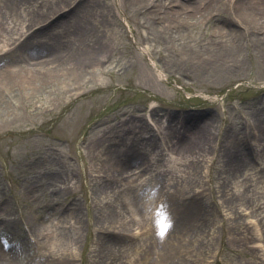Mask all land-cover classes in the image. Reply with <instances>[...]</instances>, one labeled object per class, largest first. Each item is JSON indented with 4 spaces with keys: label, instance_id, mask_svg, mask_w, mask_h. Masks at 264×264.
Segmentation results:
<instances>
[{
    "label": "rangeland",
    "instance_id": "374dc122",
    "mask_svg": "<svg viewBox=\"0 0 264 264\" xmlns=\"http://www.w3.org/2000/svg\"><path fill=\"white\" fill-rule=\"evenodd\" d=\"M30 1V9L41 8L39 0ZM95 3L108 12L114 29L112 51L107 53L110 58L102 63L99 79L84 86L79 98L70 104L66 103L68 96H51L54 98H49L50 106L44 115L30 114L23 108L19 109L22 117L10 121L11 127L31 130L19 138L7 133L0 136V252L1 249L6 253L14 250L17 253V264H30L47 253L46 248L36 243L43 235L61 234L66 237V247L73 244L68 239L73 232L70 226L73 219H69L73 203L79 206L82 222V228L77 234L79 239L70 248L76 258L74 264H88L90 248L97 237L110 240L109 245L104 243L98 255L102 264L104 259L109 262L111 257L124 264L138 262V253L133 249L137 246L140 249L145 247L147 240L143 241V238L135 235L134 238L122 235L111 237L109 234L113 235V232L104 223L101 225L100 220L110 209L122 205L126 210L118 219H123L125 224L113 230L126 233L138 230L136 224L131 227L133 222L130 218L139 220L148 216L151 207L156 206L155 199L159 202L158 188L141 190L143 182L138 177L142 173L138 172L140 163L152 156V153L146 139H138L139 159L130 162L126 171L119 172L110 166L109 160L102 159L103 154L99 158L88 142H82L83 136L86 137L85 131L87 133L94 128L93 134L97 123L103 126L114 122L116 117H127V121L135 123L140 121L142 126L148 123L144 136L146 138L151 133V141L157 151L159 145L163 148L165 140L170 136L171 130L166 124L176 120L188 123L191 129L206 120H215V128H221L218 135L216 129L210 142L216 147L225 140L224 130L230 131L239 126L250 133L247 139L251 144L260 142L264 127L259 122L264 116V54L260 49L244 42L237 65L215 69L188 63L183 53V48L185 50L188 47H182L167 32L159 34L154 23L148 20L150 15L138 13L137 9L142 6L138 0H95ZM25 8L23 3L21 10L25 12ZM1 9L5 10L3 7ZM57 14L51 18H56ZM13 20L16 18H6L8 27L13 25ZM138 21L143 22L144 27H140ZM214 24L215 20L199 22L191 34L198 32L197 36L201 39L213 29ZM24 25L17 21L18 28L13 36L24 30ZM101 28L99 26L98 31ZM141 35H146V40L140 41ZM7 42L8 39L0 37V67L11 63L7 58L11 50ZM48 56L37 54L31 59H17L13 63L25 64ZM97 85L101 88L95 90ZM35 105V102H31L29 109L33 110ZM148 114L152 119L147 117ZM50 150H53V156H49ZM252 155L253 158L243 165L239 162L241 166H225L221 177L227 188L225 197L235 191V207L232 212L235 208H238L239 213H244L245 207L255 209L249 214H240L238 218V221L243 220V224L247 222L249 227L244 230L241 225L238 234L239 229H231L237 226H233L232 221L227 219L224 227L214 230L212 235L217 221L206 225L205 229L212 233L204 237L202 242L198 240L192 243L190 247L202 251L201 254L206 255L207 260L213 258V251L221 246L218 260H211L208 264H224L225 257L230 260L229 264H264V247L257 249V241H249V237L255 234L254 220L264 223V148L260 151L255 149ZM166 157L173 159L170 154H166ZM55 158L61 160L62 169L55 163ZM211 163L215 165L214 157ZM85 165L101 167L103 171L91 172ZM90 172L92 175H102L103 179L98 182L92 180V183ZM144 172L147 180L154 184L155 171ZM127 174L137 178L131 181L132 187L119 192L103 205L100 199L109 191L108 184L114 178ZM249 174L252 178L243 185L244 176ZM55 176L57 178L53 180ZM48 182L52 184L47 186ZM58 188L69 191V194H56L53 190ZM168 188L169 185L161 186L162 191ZM222 200L221 196L217 198V206L226 218H230L232 212L226 209V202ZM208 201V207L212 208L210 198ZM242 229L245 236H242ZM211 241L212 245L209 244ZM81 257L86 259L85 263H81ZM181 264H188V260Z\"/></svg>",
    "mask_w": 264,
    "mask_h": 264
},
{
    "label": "bare ground",
    "instance_id": "6f19581e",
    "mask_svg": "<svg viewBox=\"0 0 264 264\" xmlns=\"http://www.w3.org/2000/svg\"><path fill=\"white\" fill-rule=\"evenodd\" d=\"M0 2V37L8 39L7 45L11 48L10 56L7 57L11 63L0 67V136L7 133L19 138L31 130V128L17 130L11 127L10 121L22 117L18 112L19 109L23 108L30 114L44 115L50 106L49 98H54L51 96L58 98L61 94L62 97L68 96L66 103L70 104L71 101L79 98L84 86L94 79H99L102 63L110 58L107 53L112 51L114 29L111 27L108 12L105 8H100L95 0H39L40 9H30V0H0ZM23 3L26 5L25 12L21 10ZM138 4L142 5L137 9L138 13L149 14L148 20L154 23L155 30L159 34L167 32L182 47H188L185 50L183 48L188 63L202 64L206 68L215 69L226 65H237L244 42L260 49L262 55L264 54V0H138ZM2 7L6 11H3ZM55 13H58V16L51 18ZM7 17L16 18L10 27L7 25ZM211 20H215L216 24L206 36L199 39L198 32L191 34L192 29L197 28L199 22ZM17 21L25 23L24 30L13 36L18 28ZM138 24L140 27L145 25L140 21ZM99 26L102 27L100 31H98ZM198 31L201 33L200 30ZM144 39L146 40V35H141L140 41ZM37 54H49V56L25 64L13 63L17 59H31ZM100 88L101 86L97 85L95 90ZM31 102L36 103L33 110L29 109ZM147 117L152 119L150 114ZM127 120V117H116L114 122L103 126L97 123L93 134L94 128L90 132L85 131L86 137L83 136L82 142H88L99 158L103 154V160H109L112 168L123 172L130 162L139 159L138 139L139 141L146 139L152 156L140 163L138 172L142 171V173L138 177L143 182L141 190L158 188L159 202L157 203L155 199L156 206L151 207L148 216L139 220L135 217L130 218L133 222L131 227L137 225L136 232L113 230L116 226L125 224L123 219H118V216L126 210L122 205L110 209L106 215L103 214L101 220L99 219L101 225L104 223L106 228L113 232L111 233L113 235L109 234L111 237L122 235V237L134 238L135 235L143 238V241L147 240L145 247L140 249L137 246L133 249L138 253V264H181L184 260H188V264H208L211 260L217 261L221 246L218 250L215 248L213 258L207 260L206 255L201 254L202 251L190 246L198 240L202 242L204 237L212 233L205 229V226L216 221L212 235L224 227L227 219L232 221L233 226H237V228L231 227V224V229H239L241 225L244 230L249 227L247 222L243 224V220L238 221V218L240 214H249L255 209L245 207L243 209L245 212L239 213L238 208H235L232 212L235 207L233 205L235 191H231L225 197L227 188L221 180L222 169L227 165L241 166L240 163L243 165L245 161L253 158L252 152L255 149L262 150L264 127L260 142L256 145L248 141L247 136L250 133L243 126H239L231 128L230 131L224 130L225 140L216 147L210 142V137L216 129L218 135L221 128V126L215 128V120H206L193 129L188 123L176 120L166 124L171 130L170 136L165 140L163 148L159 145L157 151L151 141V133L149 132L146 138L144 136V129L148 123L142 126L140 121L135 123ZM225 121L227 122L226 119ZM259 122L264 125V116ZM45 133L49 132L45 131ZM48 153L49 156L54 155L53 150ZM166 154H170L173 159H168ZM213 157L214 166L211 163ZM55 163L62 169L61 160L55 158ZM100 164L102 167L101 162ZM101 167L86 166V169L100 172L103 171ZM149 170L155 171L154 184L147 180L148 177L144 172ZM57 176L52 179H56ZM251 178V174L244 176L243 185H246ZM101 179L103 176L96 174L92 175L90 180L94 183L93 181L98 182ZM136 179L128 174L114 178L108 184L109 191L100 202L103 205L107 204L111 197H116L126 188L130 189L131 181ZM51 184L48 182L47 186ZM167 185L170 188L162 191L161 186ZM53 191L56 194H69V191L60 188ZM219 196L223 199L222 202H226V209L232 212L230 218H226L220 212L217 206ZM208 198L212 208L208 207L210 203ZM123 204L126 207V204ZM144 206L145 203L142 207ZM70 215L69 219H73L70 223L73 232L68 239L73 244L66 247L68 244L66 237L61 234L43 235L36 243L48 251L30 264H74L76 258L70 252V248L78 241L77 234L82 228L81 212L76 203H73ZM162 223L168 227L164 234L160 235ZM253 225L255 234L249 237V241H257V249H262L264 223L255 219ZM131 227L129 230H132ZM243 229L242 236H245ZM237 233H240V229ZM109 241L108 238H96L90 248L88 264H102L98 255L104 243L109 245ZM212 242L209 244L212 245ZM11 251L6 253L1 249L0 264H17V253ZM229 261L227 257L223 259L224 264H229ZM85 262L86 259L81 257V263ZM103 264H124V262L116 261V258L111 257L109 262L104 259Z\"/></svg>",
    "mask_w": 264,
    "mask_h": 264
},
{
    "label": "snow or ice",
    "instance_id": "6c2138e0",
    "mask_svg": "<svg viewBox=\"0 0 264 264\" xmlns=\"http://www.w3.org/2000/svg\"><path fill=\"white\" fill-rule=\"evenodd\" d=\"M168 227V225H166V224H163L162 223V225H161V229H160V235H163L164 234V232L166 231V228Z\"/></svg>",
    "mask_w": 264,
    "mask_h": 264
}]
</instances>
